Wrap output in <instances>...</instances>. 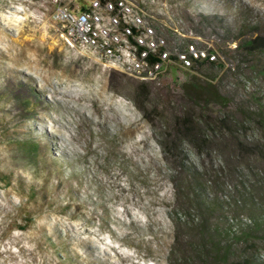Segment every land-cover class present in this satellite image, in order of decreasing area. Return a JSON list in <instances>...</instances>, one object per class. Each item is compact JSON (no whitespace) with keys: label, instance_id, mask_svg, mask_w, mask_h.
I'll list each match as a JSON object with an SVG mask.
<instances>
[{"label":"rangeland","instance_id":"obj_1","mask_svg":"<svg viewBox=\"0 0 264 264\" xmlns=\"http://www.w3.org/2000/svg\"><path fill=\"white\" fill-rule=\"evenodd\" d=\"M90 1L0 0V264H222L178 187L198 175L220 230L258 200L260 164L239 150L264 141V55L245 49L264 43V0H131L218 57L157 81L69 45L59 12ZM255 253L264 261V243Z\"/></svg>","mask_w":264,"mask_h":264},{"label":"built area","instance_id":"obj_2","mask_svg":"<svg viewBox=\"0 0 264 264\" xmlns=\"http://www.w3.org/2000/svg\"><path fill=\"white\" fill-rule=\"evenodd\" d=\"M148 5L147 1L91 0L77 13L61 10L59 18L70 46L144 81H157L170 70H194L201 63L218 61L213 50L188 40L179 26L162 22L163 9L151 12ZM170 34L177 41L169 39Z\"/></svg>","mask_w":264,"mask_h":264},{"label":"trees","instance_id":"obj_3","mask_svg":"<svg viewBox=\"0 0 264 264\" xmlns=\"http://www.w3.org/2000/svg\"><path fill=\"white\" fill-rule=\"evenodd\" d=\"M245 49L256 55H264V43L260 38L254 40H248L245 43ZM208 65H215V63H201L194 70ZM260 73L263 74L264 68H260ZM203 102L205 106L211 104H219L220 96L215 90L214 84H208L205 87L203 93ZM260 110L258 114V121L264 127V101L260 102ZM206 110V108L204 109ZM207 117V116H206ZM205 116H201L197 119V122L203 124L206 119ZM251 120H254L253 116H250ZM218 118L215 117L213 121L218 124ZM222 122V120H220ZM224 122V121H223ZM197 124V123H196ZM192 124L195 129H187L186 134L195 138L196 136L204 137L203 128L198 124ZM234 138V136H232ZM231 137V138H232ZM232 138V139H233ZM193 141V140H192ZM194 143V142H193ZM251 152H243L239 150L240 160L245 163L248 169L251 170V162L253 158L260 165L253 168L255 176L264 175V141L258 145H254ZM30 155H34L33 159L37 163L40 161L39 152L34 151ZM253 157V158H251ZM185 185L182 184L178 187V194L181 195V191L187 192L188 200L184 201L183 208L190 210L195 208L199 217V223L193 226L195 233H199L205 241L208 242L207 246L213 250V252L219 255L218 259L222 264H264L263 260L256 259V249L259 243H264V186L259 187L257 183H254L251 187L258 191V200L255 201L249 197L242 198L246 202L245 206L239 207L241 210H245L244 218L241 219L238 216H234L231 219V223L227 220L225 223V230H220L222 222L217 216L220 205L216 201V198H212L210 202L206 201L202 195L204 190L201 182L194 172L188 175ZM262 182L263 179H262ZM264 185V183H263ZM193 206V207H192ZM219 220V221H218ZM190 221V220H189ZM194 222L195 220H191ZM228 225V226H227Z\"/></svg>","mask_w":264,"mask_h":264}]
</instances>
